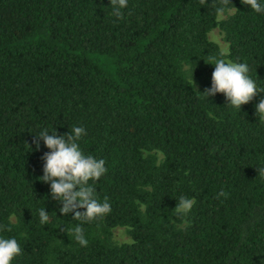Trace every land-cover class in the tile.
<instances>
[{"label": "trees", "instance_id": "16d2710c", "mask_svg": "<svg viewBox=\"0 0 264 264\" xmlns=\"http://www.w3.org/2000/svg\"><path fill=\"white\" fill-rule=\"evenodd\" d=\"M212 3L128 0L120 20L110 0H0V225L11 228L0 237L22 249L13 264H264V93L241 111L197 95L212 86L217 28L223 58L247 63L264 90V13L230 0L219 22ZM73 126L107 168L90 184L111 211L81 225L87 247L39 179L50 150L35 135ZM156 150L161 164L146 156ZM181 196L196 201L186 216L174 212ZM116 227L133 243L113 244Z\"/></svg>", "mask_w": 264, "mask_h": 264}, {"label": "clouds", "instance_id": "9594fccd", "mask_svg": "<svg viewBox=\"0 0 264 264\" xmlns=\"http://www.w3.org/2000/svg\"><path fill=\"white\" fill-rule=\"evenodd\" d=\"M110 2L112 15L123 20L122 10L127 8L128 0H110ZM200 2L207 6V0H200ZM241 2L255 13H264V3L261 0H241ZM229 5H232L230 0H213L211 7L215 9L217 20L224 18L226 10L230 11ZM226 54V50L222 49L219 53L220 58L210 57V62H206L215 66L212 73V86L203 94L197 92V95L210 98L217 93L224 94L228 102L226 106L241 111L243 105L249 104L258 92L264 93V90L259 89L256 81L249 75L250 67L247 63L225 60L223 57ZM256 116L259 122L264 123V99L256 105ZM86 134L84 127L73 126L70 133L64 136L56 131L50 134L47 129L35 135L37 150H39L40 140H43L50 150L42 157L44 175L39 179L42 183L50 184L51 196L61 203L62 214L65 216L70 213L75 214L74 220L80 223L66 229V232L71 240L83 247L88 246V240L81 225L103 218L111 211L108 198L105 197L104 201L100 202L95 197L94 188L90 184V181L94 183L106 174L107 168L105 160L85 155L80 149L79 141ZM257 170L259 177L264 176V169ZM228 195L222 190L216 198H227ZM177 201L174 212L181 216L190 213L196 202L194 198L185 196L179 197ZM38 215L41 224L49 222L50 215L45 208L39 209ZM3 231L10 232L11 228L0 225V232ZM21 254L22 249L15 238L0 237V264H13L14 258Z\"/></svg>", "mask_w": 264, "mask_h": 264}, {"label": "rangeland", "instance_id": "374dc122", "mask_svg": "<svg viewBox=\"0 0 264 264\" xmlns=\"http://www.w3.org/2000/svg\"><path fill=\"white\" fill-rule=\"evenodd\" d=\"M235 13L234 10L229 11L227 14H225L224 18L222 20H218L219 22L226 20L228 17L232 16ZM209 38L212 42L216 43L220 49H224L226 50L227 54H229V44L225 42L224 40V34L221 31L220 28H217L215 30H213L210 34H209ZM228 60V59H226ZM260 98V93L258 92V94L254 97V99L252 101H256L257 99ZM148 155H155L158 159L159 164H161L164 160V155L162 152L156 150V151H152V152H146V156ZM144 210V208H143ZM13 221L16 222V220L13 218ZM111 242L115 245H125V244H132L133 243V239L130 235V228L128 227H116L112 230V237H111Z\"/></svg>", "mask_w": 264, "mask_h": 264}]
</instances>
